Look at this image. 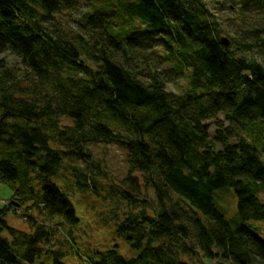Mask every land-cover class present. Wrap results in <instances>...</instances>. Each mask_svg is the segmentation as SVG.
Masks as SVG:
<instances>
[{
    "label": "trees",
    "instance_id": "16d2710c",
    "mask_svg": "<svg viewBox=\"0 0 264 264\" xmlns=\"http://www.w3.org/2000/svg\"><path fill=\"white\" fill-rule=\"evenodd\" d=\"M80 1L0 0V183L30 206L27 230L0 210V264L71 253L84 264H264L247 225L264 221V0ZM228 6L232 33L218 15ZM183 77L185 91L168 88ZM95 145L126 152L108 195L129 209L117 233L131 259L117 247L81 255L75 242L61 173L98 189ZM227 188L237 228L215 204Z\"/></svg>",
    "mask_w": 264,
    "mask_h": 264
},
{
    "label": "rangeland",
    "instance_id": "374dc122",
    "mask_svg": "<svg viewBox=\"0 0 264 264\" xmlns=\"http://www.w3.org/2000/svg\"><path fill=\"white\" fill-rule=\"evenodd\" d=\"M88 2L87 0H83ZM80 1L82 7L88 5ZM211 8H214L216 0H208ZM218 15L222 18V24L230 31L234 32L233 23L231 20L236 17L230 7H227ZM79 10V11H80ZM79 11H71L69 16L71 26H75L74 21L78 17ZM68 16V12H66ZM8 65L19 66V59L11 54L2 56ZM188 86L186 77L178 80L175 84L169 85V89L175 92H183ZM215 128H212V134ZM96 161L100 162L101 169L105 174V178H98V189L84 191L77 190L74 187L75 180L70 175L71 172L63 170L62 177L69 178L68 188L64 184H59L62 191L67 192L71 196V201L79 219V224L74 229L75 242L81 255L94 254L96 252H105L107 250L118 248L119 253L128 259L134 258L138 252L132 250L126 241L117 233V227L129 210L127 205L117 198H112L108 195L110 186L114 184L120 185L127 173L126 152L117 145H95L91 147ZM149 196L153 197V192L150 191ZM20 199L14 195L13 189L7 185L0 183V210L6 208L5 218L8 224L16 230H27L29 226L24 219V213L29 211V205L21 206ZM215 204L217 209L226 217L233 228L239 227L241 224L238 215L237 199L232 189L227 188L220 190L215 195ZM249 228L259 237L264 239V221L247 223ZM43 261L51 264L47 257H42ZM196 261L197 264H229L218 260ZM64 264H84L85 261L78 258L77 254H72L67 257Z\"/></svg>",
    "mask_w": 264,
    "mask_h": 264
},
{
    "label": "water",
    "instance_id": "95a60500",
    "mask_svg": "<svg viewBox=\"0 0 264 264\" xmlns=\"http://www.w3.org/2000/svg\"><path fill=\"white\" fill-rule=\"evenodd\" d=\"M223 43H224L226 46H229L230 41H229L227 38H223Z\"/></svg>",
    "mask_w": 264,
    "mask_h": 264
}]
</instances>
